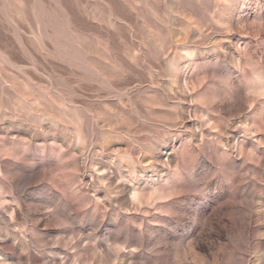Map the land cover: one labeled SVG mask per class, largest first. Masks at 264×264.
<instances>
[{
    "label": "rangeland",
    "instance_id": "obj_1",
    "mask_svg": "<svg viewBox=\"0 0 264 264\" xmlns=\"http://www.w3.org/2000/svg\"><path fill=\"white\" fill-rule=\"evenodd\" d=\"M0 264H264V0H0Z\"/></svg>",
    "mask_w": 264,
    "mask_h": 264
}]
</instances>
